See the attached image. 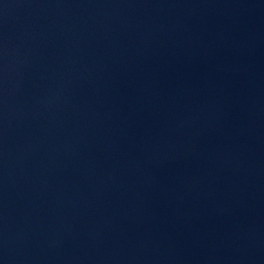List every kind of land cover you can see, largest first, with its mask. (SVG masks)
Here are the masks:
<instances>
[{"label":"water","instance_id":"95a60500","mask_svg":"<svg viewBox=\"0 0 264 264\" xmlns=\"http://www.w3.org/2000/svg\"><path fill=\"white\" fill-rule=\"evenodd\" d=\"M0 264H264V0H0Z\"/></svg>","mask_w":264,"mask_h":264}]
</instances>
